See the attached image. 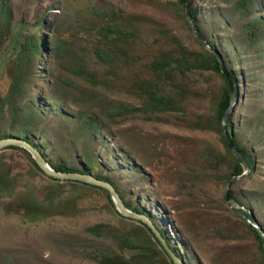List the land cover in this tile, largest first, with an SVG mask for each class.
I'll return each mask as SVG.
<instances>
[{
	"label": "rangeland",
	"instance_id": "obj_1",
	"mask_svg": "<svg viewBox=\"0 0 264 264\" xmlns=\"http://www.w3.org/2000/svg\"><path fill=\"white\" fill-rule=\"evenodd\" d=\"M235 1L195 4L202 27L237 78L240 101L230 115L233 134L257 160L255 172L235 183L231 194L264 224V60L256 47H236L245 20L229 8ZM7 2L13 18L0 49V97L8 91V70L23 42L32 36L45 38L48 49L32 69L34 83L25 103L37 98L32 106L46 114L32 136L45 145L49 160L54 163L59 154H89L94 161L91 173L111 178L127 204L148 212L186 264H259L254 236L227 210L230 182L222 178L227 167L211 171L204 160L209 152L225 153L221 137L195 127L194 115H209L217 106L223 77L213 70L172 69L164 78L167 85L158 92L183 100L185 111L160 113L145 104L147 97L139 89L147 73L138 58L145 55L151 60L158 54L150 46L160 30L172 43L177 40L178 47L180 43L193 51L208 48L192 33L183 11L174 7L177 0ZM106 27L111 30L106 32ZM119 29L130 32L128 43L112 42V33ZM172 43L166 40L162 46L175 50ZM121 53L126 54L128 67L120 63ZM78 70L85 77H79ZM77 116L96 119V142L80 134L82 123L73 118ZM8 126L5 118L1 129ZM0 154V166L10 169L16 184L13 197L0 199V264H99L102 256L129 261L159 253L149 240L141 250L130 251L111 235L135 233L142 226L118 214L105 192L63 180L55 189L54 181L23 152L6 149ZM58 191L62 199L75 198L74 214L33 222L3 208L18 200L49 202L50 194L56 197ZM96 225H102L103 236L89 232ZM157 258V264H163V258Z\"/></svg>",
	"mask_w": 264,
	"mask_h": 264
},
{
	"label": "trees",
	"instance_id": "obj_2",
	"mask_svg": "<svg viewBox=\"0 0 264 264\" xmlns=\"http://www.w3.org/2000/svg\"><path fill=\"white\" fill-rule=\"evenodd\" d=\"M197 1V0H195ZM192 4L191 13L194 18L195 24L201 35L204 39L208 42V44L215 50H217L220 54L222 53L216 47L215 43L209 38L208 34L202 27V19L200 13L198 11L199 6L198 3ZM189 0H177L174 4V7L179 10L183 11V17L185 18L189 28L191 29L192 33L193 30L189 24V21L186 16V5ZM9 8V4L7 0H0V49L4 47L5 40L11 33V20L13 18L12 11L9 8L10 13L5 16L4 12L6 8ZM229 8H233L236 15L241 16L245 21L243 22V30L239 38L236 40V47L238 49H248L256 47L257 52L259 53L262 60H264V14H260L259 11H264L263 0H236L235 2L231 3ZM5 19H3V17ZM46 17L41 18V22L44 23ZM231 25L233 24L230 19H228ZM106 32H109L111 29L110 27H106ZM194 34V33H193ZM166 36V37H165ZM165 37V39H164ZM130 38V32L124 31L122 29L114 31L112 33V42L122 41L126 42ZM197 38V37H196ZM176 39V38H175ZM169 40L172 43V39L169 38L165 33L161 30L159 32V36L154 40L153 46L151 45V50H157L158 54H156L151 60H148L145 55H142L138 58L140 61V65H142L146 70V76L142 82H140L139 89L146 95V105L153 106L159 110L160 113L166 112H178L179 110L185 111L186 106L184 101L177 98L176 96H164L161 94L159 89L162 86H166L167 84L164 82V78L169 76L172 69H179L184 73L188 70L199 69V70H213L220 74L224 81L225 87L223 93L220 96L219 102L217 106L212 109V112L208 115L205 113H198L194 115V117L198 120L195 123V127L198 129L201 128L206 131L216 132L220 135L221 140L223 142L225 153H208L205 156V161L209 165V170L213 171L214 169H220L223 166H226L224 172H222V178L230 182L234 177L240 176L243 174L244 169L241 164V161L238 160L234 154L228 149L227 142L225 136L222 131V120L224 117L225 112L230 106V89L229 84L222 73L221 64L216 57V55L210 51L208 48L203 47L201 51H193L189 50L185 45H180L179 47L175 43L173 48H167L168 45L162 46L163 42ZM200 42V40L197 38ZM47 40L45 38H38L32 36L31 38L25 40L21 46V52L18 58L12 63L9 67V75L11 76V82L8 88L7 93L0 97V140L5 138H22L27 140L31 144H33L36 148H38L48 160L50 166L61 173H91V170L94 166L93 158L86 154V152L82 153V155L77 156L71 154H62L56 155V160L54 163L49 160V154L46 153V147L41 142H35L32 133L35 126L39 123V120L43 118L46 114L41 111V107L34 108L32 103L38 101V99H31L29 104H26L29 94L32 89V85L34 83V79L31 78L32 69L34 68L35 62L44 54V51L48 49ZM203 44V43H202ZM204 45V44H203ZM205 46V45H204ZM180 51V52H179ZM152 54H148L149 56ZM224 58L223 54H221ZM109 57V56H107ZM120 63L125 64L127 67L129 66V62L126 60L127 56L125 53H121L120 55ZM148 60V61H147ZM225 61V58H224ZM147 62V63H146ZM226 65V63H225ZM227 67V66H226ZM228 69V68H227ZM228 71L232 74V76L237 80L235 74L228 69ZM77 74L79 77H85L83 70H78ZM210 75V74H209ZM238 84V82H236ZM162 90V89H161ZM6 118V122L9 125L8 127L2 128ZM70 118V117H69ZM76 120L82 123V126H79V132L83 137L90 138L91 142H96L97 136L99 133V129L96 127V119L92 116L83 117L77 116L73 117ZM231 117H229L228 124H227V131L228 134L232 137V141L246 160V162L251 167V172L249 176L255 172L257 167V160L254 155L253 151H248L247 149L241 147L237 142L233 131V122L231 121ZM15 125L17 126V130L11 132L14 129ZM10 128V129H9ZM5 131V132H4ZM31 132V133H30ZM6 149H14L23 152L31 161L33 162L34 166L40 170L37 166L31 155L24 149L19 147H7ZM2 150V151H3ZM2 164V156L0 154V165ZM43 173V172H42ZM93 174V173H92ZM99 180L106 181L114 186L117 192L120 194L121 198L123 199L125 205L134 213H138L140 215H145L151 219L154 223L158 231L162 234V236L168 241L170 247L174 250V252L180 256L175 248L172 245V239L166 235L165 230L158 226V224L154 221L152 216L143 209H137L136 207H132L126 203L124 200L123 195L120 193L116 183L107 176L97 175L94 174ZM54 181L53 188H61L62 185L60 182L65 180H56L51 178ZM73 183L72 181H65ZM81 184L80 186L87 188H97L93 187L88 184ZM15 179L10 174V169L5 168L4 165L0 166V199L3 198H11L14 196L15 192ZM54 189V191H55ZM97 190H101L107 194V198L111 206L115 209V206L111 200L110 194L107 190L103 188H97ZM58 195L50 194L49 202L47 201H34V200H18L15 202H9L4 204L3 208L7 213H16V214H24L29 220L33 222L45 220L48 216H66L67 214H74L77 211V205L74 201L75 198H69L68 200L62 199ZM233 199L239 203L241 206L243 204L237 201L236 198ZM116 210V209H115ZM231 214L235 215L236 217L242 219L243 226L254 236L255 242L258 247V252L260 255L259 264H264V239L259 234V232L251 225L248 224L246 220L239 217L237 213H235L231 209H227ZM223 212H226V209H223ZM118 213V211H117ZM119 214V213H118ZM247 216L252 220H257L255 214L253 216L252 212H246ZM259 222V220H257ZM142 227H136L134 232H126L122 233L119 231L111 232V235H114L120 242L122 246L129 249L130 251H138L141 250L144 246V243L149 240L154 247L158 249L159 253H156L157 257L163 258V264H174L171 262L166 253L162 250L160 244L155 239V236L152 232L147 229L144 225L140 222H137ZM260 223V222H259ZM264 229V224L260 223ZM102 225H96L90 227L88 230L92 234L96 236H103L102 232ZM137 239V241H136ZM154 253L151 255H139L137 257L131 258L129 261L123 259V257H114L108 258V256H102L101 261L99 264H157V258ZM181 257V256H180Z\"/></svg>",
	"mask_w": 264,
	"mask_h": 264
},
{
	"label": "water",
	"instance_id": "obj_3",
	"mask_svg": "<svg viewBox=\"0 0 264 264\" xmlns=\"http://www.w3.org/2000/svg\"><path fill=\"white\" fill-rule=\"evenodd\" d=\"M194 0H189V2L186 5V16L189 21V24L194 32V34L197 36V38L205 45L207 46L218 58L220 64H221V69L222 73L226 77L228 84H229V89H230V106L227 109V111L224 114L223 120H222V131L225 136L226 142H227V147L228 149L234 154V156L241 161V164L243 166L244 172L240 176L234 177L230 183L228 184L226 194H225V199H226V204L227 206L233 210L235 213L238 214L239 217L243 218L244 220L247 221L248 224H251L258 232L259 234L263 237L264 239V229L261 226V224L255 219L252 220L249 218L246 214V212H250L247 208L241 206L239 203H237L231 194V188L235 183L238 181L246 179L250 172H251V167L249 164L246 162L234 142L232 141V137L228 134L227 131V124L229 117L234 111L236 110L237 105L239 104L240 101V94H239V86L236 83L237 80L232 76V74L228 71L224 58L222 55L215 49H213L208 42L204 39V37L201 35L199 30L196 27L194 18L191 13V7L193 4ZM7 147H19L24 150H26L37 166L42 170V172L53 179L56 180H65V181H74L82 184H88L93 187L97 188H103L107 190L110 194L111 200L115 206V209L118 211V213L127 219H130L131 221L135 222H140L142 225H144L147 229H149L152 234L155 236V239L158 241L160 244L162 250L166 253L168 259L173 262L174 264H186L184 259L180 256H178L174 250L170 247L168 241L162 236V234L158 231L154 223L151 221V219L145 215H140L138 213H134V211L130 210L124 203L123 199L121 198L120 194L117 192V190L114 188V186L106 181H102L94 177L92 173H61L56 170H54L44 154L36 148L33 144L28 142L27 140H24L22 138H5L0 140V152L4 148ZM253 216L254 213L252 212Z\"/></svg>",
	"mask_w": 264,
	"mask_h": 264
}]
</instances>
